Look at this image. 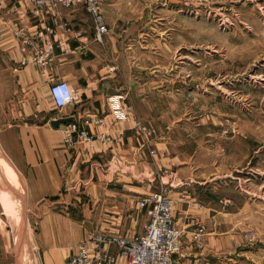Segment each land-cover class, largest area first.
Wrapping results in <instances>:
<instances>
[{
	"label": "crops",
	"instance_id": "0c3cea01",
	"mask_svg": "<svg viewBox=\"0 0 264 264\" xmlns=\"http://www.w3.org/2000/svg\"><path fill=\"white\" fill-rule=\"evenodd\" d=\"M119 2L101 1L107 27L127 16L117 7ZM36 11L31 1L0 0V119L4 121L0 144L22 177L28 207L41 216L35 237L40 263L67 264L90 231L128 239L143 235L148 217L139 202L164 190L175 201L174 222L183 233L173 264H228L221 255L226 244L230 249L228 238H217L212 230L194 237L192 221L206 224L208 208L192 198L181 199L178 181L184 180L181 176L188 168L171 155L168 141L159 133L152 137L151 89L147 93L146 87L153 83L136 76L137 64L128 58L134 49L126 40L135 33L108 27L99 43L85 7H61L52 11L48 24L63 49H55L46 67L32 63L20 67L23 52L15 34L25 27L36 37L41 27ZM138 70L141 74L154 70L159 75L155 84L161 86L167 65L141 64ZM60 81L77 92L74 102L62 109L50 93ZM119 94L126 96L130 113L122 122L115 120L110 106L111 98ZM69 124L85 127L94 139L93 147L68 146L64 130ZM107 249L118 253L115 246ZM117 264L128 263L118 258Z\"/></svg>",
	"mask_w": 264,
	"mask_h": 264
},
{
	"label": "rangeland",
	"instance_id": "374dc122",
	"mask_svg": "<svg viewBox=\"0 0 264 264\" xmlns=\"http://www.w3.org/2000/svg\"><path fill=\"white\" fill-rule=\"evenodd\" d=\"M117 7L127 16L108 27L135 33L126 40L129 61L153 83L146 87L153 126L145 125L188 168L178 181L181 199L208 208L206 224L192 221L194 237L212 230L231 241L221 252L228 264H264V0H120ZM159 63L167 65L161 86L154 70H138ZM18 176L0 144V264H41V216ZM161 192L174 212L175 201Z\"/></svg>",
	"mask_w": 264,
	"mask_h": 264
},
{
	"label": "built area",
	"instance_id": "2783aa9c",
	"mask_svg": "<svg viewBox=\"0 0 264 264\" xmlns=\"http://www.w3.org/2000/svg\"><path fill=\"white\" fill-rule=\"evenodd\" d=\"M25 1V0H20ZM33 2L37 10L35 20L41 27L35 38L27 33L25 27H19L16 37L21 42L23 59L20 67L27 64L48 66L54 58L56 48L63 49L53 28L48 24L52 11L61 7H85L92 17L95 28V40L103 43L109 29L101 11L102 0H26ZM29 50L32 54H29ZM50 93L58 109L71 105L77 92L67 82L60 81L50 87ZM126 96L115 95L110 100L111 112L117 122L130 118ZM66 144L73 146L85 143L93 147L94 139L83 126L69 124L64 130ZM109 140V139H108ZM140 208L148 217L143 235L132 239L109 236L101 231H90L72 254L67 264H117L118 258H124L128 264H173V258L181 249V232L175 226L172 201L162 192L151 193L139 202ZM115 246L118 253L112 254L107 248Z\"/></svg>",
	"mask_w": 264,
	"mask_h": 264
}]
</instances>
